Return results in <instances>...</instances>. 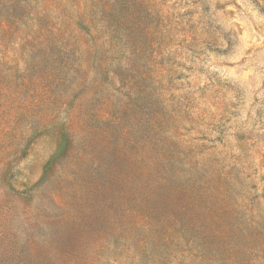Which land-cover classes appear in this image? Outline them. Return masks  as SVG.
<instances>
[{
	"label": "rangeland",
	"instance_id": "1",
	"mask_svg": "<svg viewBox=\"0 0 264 264\" xmlns=\"http://www.w3.org/2000/svg\"><path fill=\"white\" fill-rule=\"evenodd\" d=\"M0 264H264V0H0Z\"/></svg>",
	"mask_w": 264,
	"mask_h": 264
}]
</instances>
